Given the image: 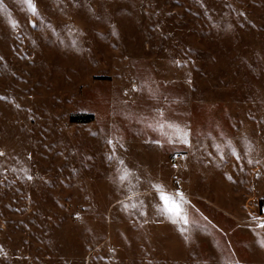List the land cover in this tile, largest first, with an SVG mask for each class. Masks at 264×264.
<instances>
[{
    "label": "rangeland",
    "instance_id": "1",
    "mask_svg": "<svg viewBox=\"0 0 264 264\" xmlns=\"http://www.w3.org/2000/svg\"><path fill=\"white\" fill-rule=\"evenodd\" d=\"M32 4L0 0V264H264V0Z\"/></svg>",
    "mask_w": 264,
    "mask_h": 264
},
{
    "label": "snow or ice",
    "instance_id": "2",
    "mask_svg": "<svg viewBox=\"0 0 264 264\" xmlns=\"http://www.w3.org/2000/svg\"><path fill=\"white\" fill-rule=\"evenodd\" d=\"M26 3H28L29 7L31 8L33 14L36 13L35 6L32 4V0H26ZM161 193H163V189H158ZM179 199L177 200L176 197L168 196V195H161V200L164 202V210L169 214V216L172 218L173 222H182L184 224L188 223L187 217L184 214L183 210V196L182 194H178ZM261 227H264V225H261Z\"/></svg>",
    "mask_w": 264,
    "mask_h": 264
},
{
    "label": "trees",
    "instance_id": "3",
    "mask_svg": "<svg viewBox=\"0 0 264 264\" xmlns=\"http://www.w3.org/2000/svg\"><path fill=\"white\" fill-rule=\"evenodd\" d=\"M76 122L77 123H89L90 118L89 117H79Z\"/></svg>",
    "mask_w": 264,
    "mask_h": 264
},
{
    "label": "built area",
    "instance_id": "4",
    "mask_svg": "<svg viewBox=\"0 0 264 264\" xmlns=\"http://www.w3.org/2000/svg\"><path fill=\"white\" fill-rule=\"evenodd\" d=\"M180 159H181L180 155L176 156V157H175V162L178 163Z\"/></svg>",
    "mask_w": 264,
    "mask_h": 264
}]
</instances>
